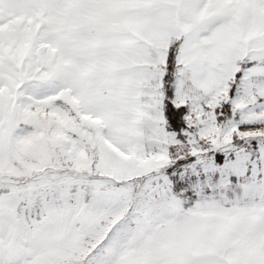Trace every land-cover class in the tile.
<instances>
[{
	"label": "snow or ice",
	"instance_id": "6c2138e0",
	"mask_svg": "<svg viewBox=\"0 0 264 264\" xmlns=\"http://www.w3.org/2000/svg\"><path fill=\"white\" fill-rule=\"evenodd\" d=\"M0 264H264V0H0Z\"/></svg>",
	"mask_w": 264,
	"mask_h": 264
}]
</instances>
